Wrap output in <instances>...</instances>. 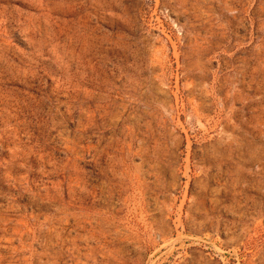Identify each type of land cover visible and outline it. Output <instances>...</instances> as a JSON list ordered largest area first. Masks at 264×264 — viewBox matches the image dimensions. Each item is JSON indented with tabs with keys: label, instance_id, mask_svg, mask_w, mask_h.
<instances>
[{
	"label": "rangeland",
	"instance_id": "rangeland-1",
	"mask_svg": "<svg viewBox=\"0 0 264 264\" xmlns=\"http://www.w3.org/2000/svg\"><path fill=\"white\" fill-rule=\"evenodd\" d=\"M0 264H264V0H0Z\"/></svg>",
	"mask_w": 264,
	"mask_h": 264
}]
</instances>
